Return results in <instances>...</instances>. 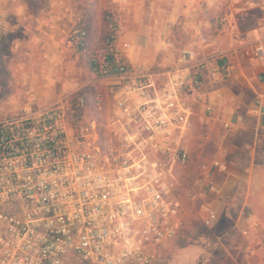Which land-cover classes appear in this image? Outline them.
I'll return each mask as SVG.
<instances>
[{
	"label": "built area",
	"instance_id": "1",
	"mask_svg": "<svg viewBox=\"0 0 264 264\" xmlns=\"http://www.w3.org/2000/svg\"><path fill=\"white\" fill-rule=\"evenodd\" d=\"M4 24L0 13V35ZM116 27L91 58L122 128L115 149L103 147L96 119L76 118L83 96L0 121V264H157L183 225L173 172L189 157L185 96L199 92L210 63L223 76L228 64L182 48L183 66L136 69ZM93 102L101 110L104 98Z\"/></svg>",
	"mask_w": 264,
	"mask_h": 264
},
{
	"label": "crops",
	"instance_id": "2",
	"mask_svg": "<svg viewBox=\"0 0 264 264\" xmlns=\"http://www.w3.org/2000/svg\"><path fill=\"white\" fill-rule=\"evenodd\" d=\"M78 2L37 0L34 9L33 0H0L5 23L1 38L9 40L20 31L32 33L35 47L43 52L40 46H52L49 36L28 22L73 20ZM119 2L125 13L118 14L121 31L132 39L125 56L136 69L183 66L182 48L217 56L229 69L223 76L224 72L215 71V62L210 63L199 92L185 96L192 120L197 106L211 118L214 152L211 162L201 165L180 193L185 219L161 263L264 264V56L259 48L264 46V0H225L222 7L228 15L226 10L217 14L218 0ZM220 16L225 23L218 22ZM8 107L5 112L16 108ZM197 177L201 185L194 184Z\"/></svg>",
	"mask_w": 264,
	"mask_h": 264
},
{
	"label": "rangeland",
	"instance_id": "3",
	"mask_svg": "<svg viewBox=\"0 0 264 264\" xmlns=\"http://www.w3.org/2000/svg\"><path fill=\"white\" fill-rule=\"evenodd\" d=\"M33 1L34 4L37 3V0ZM224 2L225 0H218V9H216L218 15L225 13L226 8L222 7ZM36 7L37 4L33 6L34 9ZM75 10L78 15L74 12ZM81 12H84L82 16ZM73 13V20L67 17L66 19L56 17L50 23H45L44 20L28 22L33 25L32 29L49 36L47 41L52 46L47 45L45 48L40 46L43 52L35 47L36 42L31 38L32 33L27 35V32L20 31L9 40L1 38L5 34L0 36V121L24 108L58 105L66 109L67 98L82 87H87L95 95L103 96L104 105L101 110L97 109L95 112L88 109L81 120L96 119L99 123L103 147L115 149L120 144L122 128L114 121L116 119L114 110L106 97V82L97 79L98 75L92 71L87 60L90 56L100 57L106 49L107 34L115 33L111 28L113 21L108 24V15L113 16L117 22L116 29L121 42L127 41L132 47L130 34L121 31V23L118 19V14L125 13L120 9L119 0H84L83 3L79 0ZM226 14L228 15L227 10ZM86 17H88L86 20L88 22L85 24L88 28V43L86 48L79 49L76 43L81 34L80 28L83 26L81 23ZM124 24L130 27L129 23L123 22ZM127 30L129 32L130 29L127 28ZM130 50L131 48L127 51ZM126 53V51L123 52V54ZM159 68L161 67L157 64L152 66L153 70H159ZM18 102L20 106L16 105ZM13 106L16 108L9 109L7 112H5L7 108L3 109ZM195 110L198 111L197 115L195 114L192 120L191 113L188 131L183 138V145L189 154L187 165L182 168L175 167L173 172L179 193H183L184 189L190 186L201 165L211 162V155L214 152V136L211 134L212 120L208 115L207 118L204 116L201 106H197ZM175 254L171 253V255Z\"/></svg>",
	"mask_w": 264,
	"mask_h": 264
},
{
	"label": "trees",
	"instance_id": "4",
	"mask_svg": "<svg viewBox=\"0 0 264 264\" xmlns=\"http://www.w3.org/2000/svg\"><path fill=\"white\" fill-rule=\"evenodd\" d=\"M88 19V17H86V19L81 23L82 27L80 28V35L78 36V41L76 43V45L78 46L79 49H84L86 48V44L88 43L87 42V35H88V28L85 24H87L88 21H86ZM107 21H108V24L111 23L113 21L114 24H117L116 20L113 18V16H110L108 15L107 16ZM110 34H107V37H109ZM106 39V38H105ZM109 47L108 43L106 44V49ZM110 56V55H109ZM91 56H90V59L87 60V63L88 65L90 66V68L94 70V67L92 65V62H91ZM83 96L85 98V103H84V107H75L74 108V111H75V116L76 118H81L82 117V114L85 113L88 109L92 110V111H97L95 105H94V102H93V99L95 97V94L93 92H90L88 90L87 87H82L81 89L77 90L76 92H74L72 94V97L75 99H77L78 97H81Z\"/></svg>",
	"mask_w": 264,
	"mask_h": 264
}]
</instances>
